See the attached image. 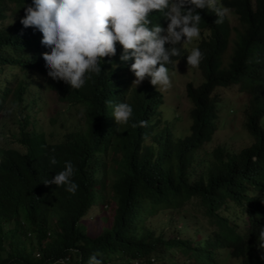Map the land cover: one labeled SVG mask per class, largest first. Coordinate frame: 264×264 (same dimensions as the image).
<instances>
[{"label":"trees","instance_id":"16d2710c","mask_svg":"<svg viewBox=\"0 0 264 264\" xmlns=\"http://www.w3.org/2000/svg\"><path fill=\"white\" fill-rule=\"evenodd\" d=\"M219 2L230 8L237 25L230 27L226 19L214 23L201 13L209 34L201 44L202 80L196 86L186 84L187 96L197 98L188 135L176 137L170 128L153 131L149 126L132 141L99 129L89 108L84 130H71L57 144L21 153L0 148V264H50L61 257L69 264H87L96 252L102 253V264H161L174 249L184 261L200 253L197 248L212 244L227 220L220 212L227 204L242 214L258 205L264 192V122L249 130L252 141L238 150L207 152L203 146L216 128L218 115L208 98L215 87L238 84L248 95L247 118L264 116V61L255 56L264 57V0ZM156 97L146 86L127 93L133 112L145 102L151 109ZM110 111L107 106L101 114L111 124ZM128 125H120L119 133ZM53 155L58 164L50 166ZM68 160L78 185L74 195L42 182L63 170ZM191 197L198 199L213 226L207 234L194 227L198 237L193 239L179 236L182 230L171 217ZM97 207L108 212L98 234L89 236L86 229L93 221L86 227L85 216Z\"/></svg>","mask_w":264,"mask_h":264},{"label":"clouds","instance_id":"9594fccd","mask_svg":"<svg viewBox=\"0 0 264 264\" xmlns=\"http://www.w3.org/2000/svg\"><path fill=\"white\" fill-rule=\"evenodd\" d=\"M9 5L12 14L6 23H0V71L3 66L17 64L21 75L13 91L7 87V80L0 79V108L7 96L11 95L19 110L30 109L36 101L34 95L44 87L52 91L57 99L79 107L85 123L82 129L64 131L58 140L50 141L43 131L35 129V120L30 119L27 113L17 115L19 125L10 135L13 142L23 147L24 152L40 144H57L71 130H84L89 108L94 109L95 123L99 129L114 136L125 135L132 141L149 126L153 131L170 128V122L181 119V113L176 110L168 112L169 115L163 118V124L158 128V107L164 96L162 94L172 87L174 76H184L187 69H197L199 82L202 80L199 69L203 59L201 44L209 32L206 26L201 25V13L206 12L214 23H222L226 19L230 27H235L229 23L227 15V12L234 15L233 12L219 0H0V22ZM255 56L264 61L263 56ZM101 67L105 70L102 71ZM31 68L36 70V78L30 76ZM188 83L193 86L198 84L192 81L184 84L188 102L185 115L187 129L176 137L189 134L196 110L193 101L197 98L190 99L186 94ZM141 86H146L157 97L150 102L153 103L151 109L149 102H145L141 109L133 112L127 101V93ZM28 88L32 89L31 97L21 106L23 93ZM213 90L208 98L211 107L216 109V100L211 95ZM73 91H78V95H73ZM247 100L248 95L244 108V128L249 134V130L262 127L264 116L247 118ZM107 106L111 107V124L101 114ZM175 114L179 118L173 117ZM27 125H31V128L28 129ZM120 125H128L127 130L119 133ZM2 136L0 123V148H5L2 146ZM7 149L22 152L14 147ZM57 164L55 156H51L49 165ZM74 172V165L68 160L64 162L63 170L42 182L46 186L64 187L74 195L78 189L72 180ZM238 213L244 217L242 225L222 213L227 220L214 234L212 244L197 248L200 253L195 251L184 261L183 254L178 250L182 255L181 262L221 264L225 258H232L238 264H264V192H260L257 206L248 213L242 214L239 210ZM210 226L206 232L200 229V233H209L213 228ZM197 237L194 234L193 238ZM174 250L168 255L169 259H161V264H170L169 261L181 263L171 258ZM98 257H102V253L91 254L87 264H102V258ZM63 263L69 264L63 257L50 262Z\"/></svg>","mask_w":264,"mask_h":264},{"label":"rangeland","instance_id":"374dc122","mask_svg":"<svg viewBox=\"0 0 264 264\" xmlns=\"http://www.w3.org/2000/svg\"><path fill=\"white\" fill-rule=\"evenodd\" d=\"M251 2L253 0H250ZM11 6H7L5 17L0 23L4 24L8 21L11 12ZM228 20L231 25H237V21L232 13L227 12ZM231 50V42L222 57L223 63L227 54ZM182 70V69H181ZM30 76L36 78V70L30 69ZM21 75L19 65L15 64L12 67L3 66L0 71V79L7 80V87L13 91L16 86L17 79ZM187 81H192L194 84L200 81V76L197 69H187L184 76H174L172 87L162 95L161 104L158 107L160 121L158 128L163 124V118L169 115L168 112L172 110L179 111L181 113V119L170 122V129L175 135H181L186 132L187 121L185 118L188 102L186 100L184 92V84ZM32 89L28 88L24 91V100L21 106L25 104V100L31 97ZM213 99L216 100V109L218 117L216 119V130L213 133L210 141L203 146L204 151H211L213 148L226 147L227 149L238 150L244 146H247L252 138L244 128V108L246 104L247 95L241 91L237 85H230L227 87H216L212 92ZM36 98L35 103L30 109H20L16 104V100L10 96L3 101L0 108V123L2 124V146L5 148L14 147L22 151L23 147L13 142L11 133L16 131L17 115H23L27 113L30 119L35 120V129L41 130L45 134V137L50 141H56L60 138L64 131L80 128L85 125L81 110L79 107L69 105L56 98L55 94L42 88L40 92L34 95ZM173 116L179 118L178 114ZM30 129L31 125H27ZM109 170V169H108ZM192 179V178H190ZM108 211H100L99 208L91 210L84 220L86 227L93 221V225L89 226L86 231L89 236H95L98 234L100 228L103 225L102 216ZM221 213L229 216L236 223L242 225L244 217L240 216L238 209L235 206L228 204L222 210ZM143 215V214H142ZM176 220L177 226H180L181 237H194V227L206 232L210 229V224L202 213V207L195 198L188 200L180 210H174L171 214ZM139 218H144L140 216ZM182 218V219H181ZM168 217H162V220H167ZM163 221V222H164ZM157 224L160 221H156ZM166 226L161 227V231H164ZM6 248L7 245L4 244ZM223 254V253H222ZM171 258L177 262H181L182 255L178 250L172 251ZM64 264V263H63ZM221 264H238L236 259L225 258Z\"/></svg>","mask_w":264,"mask_h":264},{"label":"crops","instance_id":"0c3cea01","mask_svg":"<svg viewBox=\"0 0 264 264\" xmlns=\"http://www.w3.org/2000/svg\"><path fill=\"white\" fill-rule=\"evenodd\" d=\"M55 174H53L52 176H54ZM51 176V177H52ZM50 177V178H51ZM51 187L54 189V190H61V191H65V188L64 187H56L55 185H51Z\"/></svg>","mask_w":264,"mask_h":264}]
</instances>
